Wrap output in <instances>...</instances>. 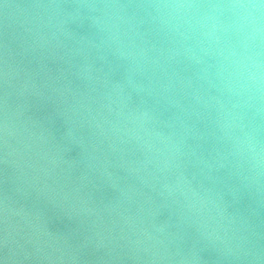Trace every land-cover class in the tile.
<instances>
[{
    "label": "clouds",
    "instance_id": "1",
    "mask_svg": "<svg viewBox=\"0 0 264 264\" xmlns=\"http://www.w3.org/2000/svg\"><path fill=\"white\" fill-rule=\"evenodd\" d=\"M75 225L59 264H264V0H0V209Z\"/></svg>",
    "mask_w": 264,
    "mask_h": 264
},
{
    "label": "water",
    "instance_id": "2",
    "mask_svg": "<svg viewBox=\"0 0 264 264\" xmlns=\"http://www.w3.org/2000/svg\"><path fill=\"white\" fill-rule=\"evenodd\" d=\"M7 234L0 209V264H59L41 259L57 255L73 243L70 232L75 225L67 221L54 205L44 202L27 204L16 209ZM93 264L97 262L93 261Z\"/></svg>",
    "mask_w": 264,
    "mask_h": 264
}]
</instances>
